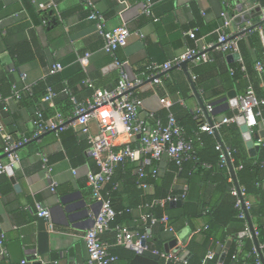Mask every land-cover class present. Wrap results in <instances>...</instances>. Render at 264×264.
<instances>
[{"label": "crops", "instance_id": "crops-1", "mask_svg": "<svg viewBox=\"0 0 264 264\" xmlns=\"http://www.w3.org/2000/svg\"><path fill=\"white\" fill-rule=\"evenodd\" d=\"M257 1L262 4V0ZM92 3L102 15L106 30L121 24L129 28L126 44L118 47L114 55L103 48V38L96 29L97 21L87 18L90 9L82 0H0L1 120L5 132L13 139L30 137L17 150L20 160L12 167V174H0V227L4 233V252L0 255V264H95L88 263L83 240V234L93 225V215L99 209V203L87 182L88 173L97 170V166L91 157L86 135L67 127L58 133L44 132L31 138L36 109L41 108L43 112L46 107L55 110L59 106L55 103L56 97L48 102L42 101L41 97L38 100L28 99L25 86L30 84L33 88L44 82L46 76L51 75L47 71L53 63L62 64V69L55 73H63L75 81L72 93L78 99L85 100L90 97L92 89L84 79H89L98 88H112L116 85L119 78L116 61L122 63L130 79H135L148 73L146 67L149 64H162L189 48H200L206 43H212L213 46L205 53L208 60L188 61L186 69H171L161 75L160 83L145 79L134 88V93L144 101L139 116L151 124L153 118H157L156 115L171 111L176 103L195 112L201 108L200 101L212 104L210 118L217 120L232 115L227 101L223 100L227 92L235 90L238 96L242 94L228 74L230 65L241 58L240 49L239 58L233 60L228 58L231 53L215 48L218 29L224 22L222 13L225 12L231 18L226 29L228 33H239L236 36L239 40L253 31L257 32L264 50V29L257 26L245 31L260 21V16H255L254 8L251 9L254 0H152V11L157 20L142 12L143 0H92ZM244 13L248 15L247 18L243 17ZM191 29H195L194 39L186 34ZM85 56L86 59L82 61ZM202 64L197 74L200 86L196 84L192 68ZM256 71L264 96V72ZM179 83L188 87L185 97L179 92L170 93L168 90V85L175 88ZM13 90L18 91L21 97L15 98ZM163 96L168 98L169 107L160 103ZM5 99L7 110L2 111ZM65 112L70 117V110ZM203 118L207 121L205 114ZM90 128L96 131L93 122ZM261 131H264V107L262 117L253 130L258 135L254 137V143L259 145V149L262 145L258 141L264 136L263 132L259 133ZM219 136L223 142L220 133ZM132 145L136 146L137 142H132ZM2 153L3 141L0 137V156ZM41 154H45L52 165V179L57 183L54 191L50 190V179L41 167ZM142 158L143 155L139 154L135 160L126 161L123 164L127 165V170L121 167V172L129 176L137 175ZM153 161V167L147 168L146 175L153 168L157 169V174L164 173L170 159L162 156L158 161ZM116 169L117 166L112 179L116 176ZM228 170L230 172L229 166ZM110 182L102 186L103 194H110L106 189ZM214 186L205 180L202 171L192 173L188 185L176 184V187L185 191L184 200L192 203L202 197L211 198ZM151 190L150 185L147 190L142 189V192L148 193ZM115 191L120 193L113 196V207H126V210L113 217L110 228L100 233L109 250L118 256L112 264H165L160 256L138 253L127 244L117 243L115 226H127L138 235H143L147 245L145 250L151 252L154 249L172 250L174 246L171 247L169 243L174 239L183 243L182 239L189 238L191 233L189 227L177 233L162 228L160 224L163 223L144 222L140 215L148 213L150 208L144 206L147 202H144L142 194L137 197L133 191L122 190L119 186ZM37 206L49 211V235L44 250L35 218ZM148 242L153 248L148 246ZM222 261L219 258L217 264Z\"/></svg>", "mask_w": 264, "mask_h": 264}, {"label": "built area", "instance_id": "built-area-1", "mask_svg": "<svg viewBox=\"0 0 264 264\" xmlns=\"http://www.w3.org/2000/svg\"><path fill=\"white\" fill-rule=\"evenodd\" d=\"M84 1L90 11L87 16L88 19L97 21L96 29L103 38V48L111 53L115 54V50L118 47H122L126 44L127 38L130 34L129 28L125 24H121L113 29L106 30L103 27V17L96 11L92 0ZM259 6L260 20L262 21L260 27L264 29V5L260 4L257 0H254V4L251 7ZM142 12L157 20L152 11V0H143ZM224 22L218 29V43L215 48L222 52L239 53L238 39L233 37L231 33L226 31L228 25L231 22V18L227 17L225 12ZM186 34L194 39L195 29L188 30ZM213 44L206 43L200 48H189L182 54L173 57L162 64H149L146 69L148 73L144 77H138L130 79L127 72L123 68L122 63L116 61L119 67V78L117 83L112 88H98L93 85L89 79H85L84 82L92 89L90 97L85 100L78 101L71 89L64 82V86L59 92H63L69 96L73 103V109L70 117L67 119L60 113L45 118L41 108H37L34 117V129L31 138H35L40 134L54 130L55 133L67 128L79 130L84 133L87 138L89 151L91 157L95 161L97 170L91 171L87 175V182L92 190V195L99 203L98 212L93 215V225L86 229L83 234V240L86 245L88 253V263L95 264H112L118 256L113 254L108 247V244L104 242L100 233L110 228V222L120 212L113 207L112 199L108 193H102V186L112 180L115 173L116 165L123 164L126 161H133L139 154L143 155L140 166L137 169V186L143 190H147L150 185L145 181L146 173L144 165L148 163L149 159L158 161L162 156L168 157L174 161L178 166L189 158H195L194 153V137L187 135L185 128L178 122L174 114L168 110L166 120L162 121L159 118H153V123L142 119L139 116V110L143 107L144 101L141 97L134 93V88L141 85L145 79H150L155 83L161 82V75L167 73V71L175 65H179L182 61L189 60L192 62L206 61V51ZM88 54H86L87 56ZM86 56L81 60L84 61ZM241 63V69L244 70L241 58L238 59ZM62 64L59 62L53 63L47 71V74H53L62 69ZM255 68L264 72V65L261 62H256ZM31 85L25 86L26 92L31 93ZM51 87H47L45 94L41 97L42 101H51L58 93ZM12 95L15 98H20L21 94L13 90ZM160 103L166 107H169V100L166 96L160 98ZM238 114H232L223 116L220 119L213 120L211 122L205 121L203 118L204 112L201 108H197L194 112V119L199 122L198 130L195 131V135L200 132H206L215 136V132L219 134V129L224 124L235 123L238 116H242L245 120V124L249 131L253 133L254 128L259 123V118L262 117V108L264 107V96L258 97L255 93L252 85H248L244 94L238 96ZM7 110V99L4 100L2 111ZM206 110L212 113V104H206ZM206 117V116H205ZM93 122L96 126V131H92L90 123ZM0 137L3 141V156H0V174L6 173L7 168L13 167L20 160L17 150L20 146L26 143L30 137L23 136L17 140L13 139L11 135L5 132L3 123L1 120L0 112ZM125 139V140H122ZM136 141L137 145L133 146L132 142ZM259 144L264 146V136L259 139ZM215 148L219 151V160L221 165H227L228 161L232 164V157L230 149L219 140H217ZM41 167L46 177L50 179L49 188L54 191L56 188V182L52 179V165L49 163L48 157L45 154L40 155ZM206 167L209 165L204 164ZM233 166V164H232ZM240 168V167H238ZM235 172V168L233 167ZM155 175L156 168L151 170ZM236 174V173H235ZM231 182L230 191L236 197V206L239 209L238 217L246 219L250 202L245 198V192L243 187L239 184H235L231 174L229 176ZM117 186L115 183L114 188ZM185 196V191L180 196H167L164 198H154L151 201L144 204L145 207L151 208L154 205L164 207L170 201L182 199ZM37 215L48 216L49 211L46 208L37 206ZM140 219L144 222L154 224L156 222L163 223L165 229L173 231V228L169 225V218L167 214H163L161 217H156L151 212L143 213L140 215ZM116 242L119 244H134L138 248H141V239L145 238L143 235H138L127 226L116 225ZM258 231L252 227V232L246 225L243 235L253 238L257 236ZM4 233L0 227V255L4 252ZM241 244V242H238ZM184 245L180 240H176L174 248L168 251L152 250V252L164 259L165 264H170L179 260V256L174 254L173 249H183ZM262 246H259V248ZM147 249V245L143 246ZM257 253V249L255 248ZM214 257L213 250H209L206 253V259H212ZM42 261V259H40ZM43 262V261H42ZM257 264H264V261H258Z\"/></svg>", "mask_w": 264, "mask_h": 264}, {"label": "trees", "instance_id": "trees-1", "mask_svg": "<svg viewBox=\"0 0 264 264\" xmlns=\"http://www.w3.org/2000/svg\"><path fill=\"white\" fill-rule=\"evenodd\" d=\"M262 4H264V0H262ZM238 46L244 70L241 69V63L235 61L230 65L228 74H230L231 80L236 82L237 88L242 94L250 83L256 95L263 97L259 74L255 69V64L258 61L264 65V50L258 33L253 31L245 38H240ZM204 65L206 64L204 63ZM201 66L203 64L192 68L197 85H200L197 74ZM64 82L70 89L75 83L63 73L48 75L44 82H40L38 86L31 89L30 95L28 93L26 95L28 99L38 100L45 94L46 87L50 86L59 92L63 88ZM185 85L179 83L175 88L168 85V90L170 93L179 92L185 97L188 92V87ZM91 93L92 90L89 95ZM61 94L65 96L61 97ZM55 97V103L59 107L55 110L46 107L43 110L44 116L47 118L55 113H60L67 119L68 113L65 110L69 109L71 114L72 101L64 93H58ZM171 111L178 122L184 126L186 134L194 137L193 154L195 158L184 160L180 166L170 160L162 174L153 175L151 171L147 172L145 181L152 186L151 192L148 193H143L142 189L137 186L136 174L129 176L127 173L121 172V167L126 169L127 165L118 164L119 166L116 165V176L106 186L111 199L113 200V196L121 192V189L120 192L115 191L118 186L122 190L133 191L137 197L142 194L144 202H149L154 198L180 196L183 189L176 187V184L188 185L192 173L202 171L205 180L215 184L211 198L202 197L198 202L192 203L184 200V197L180 199L182 201L180 206H171L168 203L164 207L154 205L149 209V212L156 217H161L164 213L167 214L169 225L173 231L179 233L186 226L191 231L189 238L182 239L183 249H177L179 260L171 264H217L222 254L224 258L221 264H257L261 259L255 251L253 239L240 235L247 225V220L238 217L239 209L236 206V197L229 188L231 186L230 172L227 165L220 164L219 151L215 148L217 139L214 135L206 132L195 135L194 132L198 130L199 122L194 119V112L182 108L177 103L172 106ZM167 114V111H163L156 117L165 121ZM219 133L224 144L231 151L237 180L244 189L246 200L250 202L248 215L253 227L258 231L257 239L262 246L260 251L264 261V188L262 187L264 182V146H261L257 154L251 157L247 153L239 127L235 123L222 125ZM153 164L154 161L150 160L149 164L145 166V171H148L147 168L153 167ZM204 164L209 166L206 167ZM115 183L117 186L113 188ZM115 209L120 212L119 214H122L126 207ZM160 226L164 227L162 224ZM148 246L153 248L150 242H148ZM209 250L214 251L212 259H206V253Z\"/></svg>", "mask_w": 264, "mask_h": 264}, {"label": "water", "instance_id": "water-1", "mask_svg": "<svg viewBox=\"0 0 264 264\" xmlns=\"http://www.w3.org/2000/svg\"><path fill=\"white\" fill-rule=\"evenodd\" d=\"M238 8H239L240 11H242V7L241 6H239ZM254 10H255V16H260L259 6L254 7ZM243 17L247 18L248 15H245V13H244ZM261 23H262V21L260 20L256 24L249 26L247 29H245V31L250 30L252 28H255L257 26H260ZM238 34L233 35V37L237 36ZM228 58L229 59H233V60H237L239 58V54L238 53H231V54L228 55ZM188 61L189 60L182 61L179 65L172 66L169 70L174 69L176 67H182L183 69H186V65H187ZM237 96H238V94L236 93L235 90H230V91L227 92L226 96L223 97V100L227 101L226 104H227L228 107H230L232 114H235V115L238 114V107H237V105H238V97ZM213 104H217V102H214ZM200 105H201V109L204 112L207 120L209 122H211V119H210L211 113H209L206 110V104H204L202 101H200ZM235 123L240 129L242 139L244 140V143H245V146L247 147L249 155L252 156V157L255 156L257 151H258V149H259V145L254 143V137L257 138L258 135L254 134V133L252 134L249 131L248 127L245 124V120H244V118L242 116H238ZM49 132H54V130H50V131H47L45 133H49ZM262 132L264 133V131H261L259 133L262 134ZM215 137L217 138V140H219L223 144V142H222V140H221V138H220V136H219V134L217 132H215ZM22 146H20V147H22ZM1 156H3V154ZM228 166H229V169H230L231 176H232L235 184L238 186V182H237V178H236L235 172L233 170V166H232V164L229 161H228ZM12 171H13V168L9 167L6 170V173L11 175ZM11 180L14 181L13 178H11ZM181 204H182V201L180 199L169 202V205H171V206H180ZM35 218L37 219L38 224H39L40 244L42 246V250H44V249H46V241H47V238H48V235H49V232H48L49 231V227H48L49 216H39V215H37ZM246 219H247L248 226H249V228H250V230L252 232V223H251V220L249 218V215H247ZM241 235H243V233ZM253 240H254L255 247L257 249L258 255H259L261 261L263 262V257H262V254H261V251H260V248H259V245H258L257 237L253 236ZM175 243H176V240L174 239V240H172L169 243V245L172 247V246L175 245ZM145 244H146V239L142 238L141 239V246H142L141 248H138L134 244H127V246L130 247L131 249H133L134 251H137L138 253H144V254H148V255L158 256V255L152 253L151 251L145 250L143 248V246ZM40 252L42 253L41 249H40ZM172 252L174 254H176L177 253V249H173ZM223 256L224 255H222L220 257V262L223 260ZM35 264H40V263L36 262Z\"/></svg>", "mask_w": 264, "mask_h": 264}]
</instances>
